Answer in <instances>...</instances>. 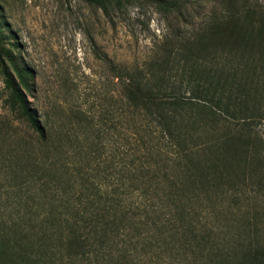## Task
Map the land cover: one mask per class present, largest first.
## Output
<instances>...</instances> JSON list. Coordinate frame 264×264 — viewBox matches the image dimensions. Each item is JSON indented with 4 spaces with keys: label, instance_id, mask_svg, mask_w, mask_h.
Returning a JSON list of instances; mask_svg holds the SVG:
<instances>
[{
    "label": "trees",
    "instance_id": "obj_1",
    "mask_svg": "<svg viewBox=\"0 0 264 264\" xmlns=\"http://www.w3.org/2000/svg\"><path fill=\"white\" fill-rule=\"evenodd\" d=\"M83 1L111 18L125 0ZM153 1L184 15L177 0ZM169 42L130 67L95 48L116 95L97 116L70 108L57 127L22 91L33 71L0 39L5 101L60 189L2 228L0 264H264V205L250 193L264 189V9L218 6ZM105 129L116 136L102 157Z\"/></svg>",
    "mask_w": 264,
    "mask_h": 264
},
{
    "label": "rangeland",
    "instance_id": "obj_2",
    "mask_svg": "<svg viewBox=\"0 0 264 264\" xmlns=\"http://www.w3.org/2000/svg\"><path fill=\"white\" fill-rule=\"evenodd\" d=\"M177 1L185 6L179 19L166 18L153 0H125L111 18L83 0H0L1 44L18 64L33 71L31 89L22 91L32 107L49 113L58 127L60 116L70 108L88 109L97 116L109 96L116 95L114 79L94 55L95 48L120 65H144L161 53L164 42L194 31L218 6L264 9V0ZM3 77L0 73V233L47 207L60 190L51 173H45V157L33 146V133L5 101L8 90ZM256 130L264 147V117ZM111 136L116 132L105 129L107 151L102 157L108 153L106 138ZM255 189V185L250 188L252 199L263 210L264 189Z\"/></svg>",
    "mask_w": 264,
    "mask_h": 264
}]
</instances>
